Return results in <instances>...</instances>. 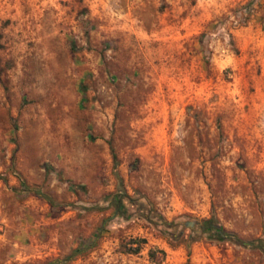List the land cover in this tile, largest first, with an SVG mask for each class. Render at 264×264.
Masks as SVG:
<instances>
[{"label": "rangeland", "instance_id": "1", "mask_svg": "<svg viewBox=\"0 0 264 264\" xmlns=\"http://www.w3.org/2000/svg\"><path fill=\"white\" fill-rule=\"evenodd\" d=\"M210 217L264 239V0H0V264H264Z\"/></svg>", "mask_w": 264, "mask_h": 264}, {"label": "trees", "instance_id": "2", "mask_svg": "<svg viewBox=\"0 0 264 264\" xmlns=\"http://www.w3.org/2000/svg\"><path fill=\"white\" fill-rule=\"evenodd\" d=\"M244 8L246 9L247 12H250L251 10H253V5H252V3L248 2ZM124 197H128V196L125 194ZM124 197L113 195L112 202L114 203L115 210L120 215H124L125 213H127L126 205L123 201ZM144 216L147 218H150V219L152 218L150 214H145ZM155 216H156V218H158V220L164 222L165 224H169L160 213H156ZM183 224L192 229V238L193 239L200 238L201 235L205 232L213 231L218 236L223 237V238H228L230 240L235 241L238 244H240V243L241 244H252L253 246H255L257 248L264 250V239L258 238V239L252 240V241H245V240L239 238L237 234L226 231L222 227V225H220L217 222V220H215L213 217L204 218V219H200V220L199 219H188L187 221H184ZM132 250L134 252H137L139 250V246L137 245V246L133 247ZM76 252H78V251L76 250L72 254H75Z\"/></svg>", "mask_w": 264, "mask_h": 264}]
</instances>
